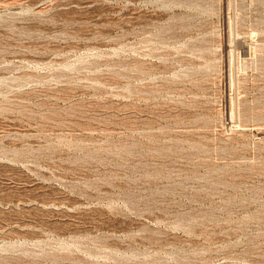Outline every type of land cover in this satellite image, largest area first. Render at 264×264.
<instances>
[{
    "label": "rangeland",
    "instance_id": "374dc122",
    "mask_svg": "<svg viewBox=\"0 0 264 264\" xmlns=\"http://www.w3.org/2000/svg\"><path fill=\"white\" fill-rule=\"evenodd\" d=\"M0 264H264V0H0Z\"/></svg>",
    "mask_w": 264,
    "mask_h": 264
}]
</instances>
